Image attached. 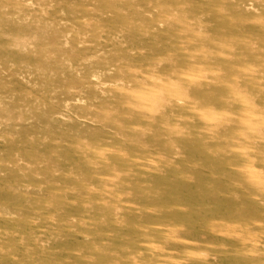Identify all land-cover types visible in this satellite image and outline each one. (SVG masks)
<instances>
[{"label": "rangeland", "instance_id": "374dc122", "mask_svg": "<svg viewBox=\"0 0 264 264\" xmlns=\"http://www.w3.org/2000/svg\"><path fill=\"white\" fill-rule=\"evenodd\" d=\"M262 49L264 0H0V264H264V152L170 102L253 98Z\"/></svg>", "mask_w": 264, "mask_h": 264}, {"label": "bare ground", "instance_id": "6f19581e", "mask_svg": "<svg viewBox=\"0 0 264 264\" xmlns=\"http://www.w3.org/2000/svg\"><path fill=\"white\" fill-rule=\"evenodd\" d=\"M190 18V17H189ZM196 21H197V18H196ZM199 21V20H198ZM187 22H188V20H187ZM186 22V23H187ZM200 22V21H199ZM188 23H190V21L188 22ZM193 23V22H192ZM198 23V22H197ZM181 24V23H180ZM179 24V25H180ZM199 24V23H198ZM201 24V23H200ZM190 25H191V23H190ZM197 25V24H196ZM192 26V25H191ZM198 26V25H197ZM195 27V26H194ZM193 27V28H194ZM180 28V27H179ZM180 29H182V28H180ZM184 29H186V28H184ZM184 29H182V30H184ZM188 29V28H187ZM191 30V29H190ZM227 30V29H226ZM179 31V30H178ZM192 31V30H191ZM190 31V32H191ZM202 31V30H201ZM194 32H196V31H194ZM193 31H192V34L194 33ZM197 33V32H196ZM199 33V32H198ZM199 35V34H198ZM196 36V35H195ZM196 38V37H195ZM195 38H193V39H195ZM187 39H189V38H187ZM201 39V38H200ZM230 39V38H229ZM239 40V39H238ZM245 40V39H244ZM260 40V39H259ZM218 42H219V40H218ZM231 42V41H230ZM239 42V41H238ZM237 42V43H238ZM242 42H243V39H242ZM249 42V41H248ZM186 43L188 44V42L186 41ZM184 44V43H183ZM191 44V43H190ZM196 44V43H195ZM202 44V43H201ZM204 44V43H203ZM243 44V43H242ZM249 44H250V42H249ZM255 44V43H254ZM263 44V43H262ZM261 44V45H262ZM216 45V44H215ZM241 45V44H240ZM245 45H246V43H245ZM260 44H259V46H261ZM198 46H200V45H198ZM248 46V45H247ZM249 47V46H248ZM254 47V46H253ZM208 48V47H207ZM225 48V47H224ZM229 48V47H228ZM228 48H226V50H228ZM251 48V47H250ZM260 49H261V47H259ZM188 49V48H187ZM187 49H186V53H187ZM219 49H221V48H219ZM205 50V49H204ZM209 50V49H208ZM252 50H254L255 51V48L254 49H252ZM252 50H250V51H252ZM262 50H264V49H262ZM196 51V50H195ZM210 51V50H209ZM215 51V50H214ZM214 51H212V52H214ZM217 51H218V49H217ZM225 51V50H224ZM224 51H222V54H223V52ZM249 51V50H248ZM200 52H203L202 51V48H200ZM205 52V51H204ZM203 52V53H204ZM240 52V51H239ZM257 52V51H256ZM258 52H261V51H258ZM189 53V52H188ZM196 53V52H195ZM234 53V52H233ZM241 53H243V52H241ZM245 53H246V51H245ZM251 53V52H250ZM255 53V52H254ZM264 53V52H263ZM197 54V53H196ZM199 54V53H198ZM202 54V53H201ZM221 54V53H220ZM221 54V55H222ZM238 54V53H237ZM256 54V53H255ZM261 54V53H260ZM259 54V55H260ZM193 55V54H192ZM191 55V56H192ZM195 55V54H194ZM207 55H209V53H207ZM213 55V54H212ZM219 55V54H218ZM240 55V54H239ZM250 55V54H249ZM254 55V54H253ZM262 55V54H261ZM213 56H215V55H213ZM255 56V55H254ZM253 56V57H254ZM195 57V56H194ZM219 57V56H218ZM230 57V56H229ZM244 57V56H243ZM245 57H246V55H245ZM256 57H257V55H256ZM199 58V57H198ZM204 58H206V57H204ZM208 58V57H207ZM206 58V59H207ZM211 58V57H210ZM213 58V57H212ZM224 58V57H223ZM201 59V58H200ZM209 59V58H208ZM214 59V58H213ZM225 59V58H224ZM262 59V58H261ZM189 60V59H188ZM191 60V59H190ZM240 60V59H239ZM245 60V59H244ZM197 61H198V59H197ZM196 61V62H197ZM208 61V60H207ZM241 61V60H240ZM246 61V60H245ZM259 61V60H258ZM189 62V61H188ZM209 62V61H208ZM217 62V61H216ZM261 62V61H260ZM260 62H258V63H260ZM205 63H207V62H205ZM210 63V62H209ZM183 64V63H182ZM190 64V63H189ZM198 64V63H197ZM214 64H215V62H214ZM224 64V63H223ZM242 64V63H241ZM191 65V64H190ZM213 65V64H212ZM233 65V64H232ZM236 65V64H235ZM246 65H247V63H246ZM166 66V65H165ZM193 66V65H192ZM191 66V67H192ZM228 66V65H227ZM234 66V65H233ZM242 65H238L237 67H241ZM184 67V66H183ZM191 67H190V69H191ZM202 67V66H201ZM200 67V68H201ZM210 67V66H209ZM236 67V68H237ZM249 68H250V66H248ZM264 67V66H263ZM204 68V67H203ZM220 68V66L218 67V68H216L217 70ZM228 68V67H227ZM252 68V67H251ZM258 68V67H257ZM256 68V69H257ZM188 69V68H187ZM213 69H214V67H213ZM231 68H229L228 70H230ZM189 70V69H188ZM195 70V69H194ZM238 70V69H237ZM239 70H240V68H239ZM243 70V69H242ZM249 70V69H248ZM251 70V69H250ZM190 71H192V70H190ZM231 71V70H230ZM193 72V71H192ZM195 72V71H194ZM201 72V71H200ZM217 72V71H216ZM225 72V71H224ZM232 72V71H231ZM247 72V71H246ZM257 73H258V71H256ZM197 73V72H196ZM199 73V72H198ZM214 73V72H213ZM213 73H211V74H213ZM219 73H221V72H219ZM223 73V72H222ZM252 73H253V71H252ZM260 73V72H259ZM206 74V73H205ZM204 74V75H205ZM209 74V73H208ZM232 74V73H231ZM247 74V73H246ZM251 74V73H250ZM194 75V74H193ZM198 75V74H197ZM201 75L202 74H200V75H198V76H200L201 77ZM203 75V76H204ZM214 75V74H213ZM216 75V74H215ZM235 75V74H234ZM234 75H233V77H234ZM236 75H238V74H236ZM242 75V74H241ZM260 75V74H259ZM218 76V75H217ZM180 77V76H179ZM178 77V78H179ZM190 77V76H189ZM247 77H248V75H247ZM251 77V76H250ZM198 78V77H197ZM208 78V77H207ZM207 78H202V80H200V79H196L195 80V85H196V87H198L199 89H202L203 87L202 86H204L203 85V83H208L209 82V79H207ZM244 78V77H243ZM252 78H254L253 77V75H252ZM193 79V78H192ZM191 79V80H192ZM239 79H241V78H239ZM245 79V78H244ZM221 80V79H220ZM236 80H238L237 79V77H236ZM217 81V80H216ZM189 82V81H188ZM211 82V81H210ZM209 82V83H210ZM213 82V81H212ZM223 82H224V80H223ZM237 82V81H236ZM247 82V81H246ZM190 83V82H189ZM225 83V82H224ZM227 83V82H226ZM248 83V82H247ZM259 83V82H258ZM192 84V83H191ZM219 84V83H218ZM233 84V83H232ZM251 84V83H250ZM249 84V85H250ZM211 85H214V84H211ZM240 84H238V86H239ZM168 86H171V84L170 85H168ZM208 86H209V84H208ZM252 86V85H251ZM189 87H191V86H189ZM223 87H224V85H223ZM226 87V86H225ZM233 87V86H232ZM175 87H171L167 92H169V93H171V91L174 89ZM205 88V87H204ZM212 88V87H211ZM222 88V87H221ZM220 88V89H221ZM234 88V87H233ZM256 88V87H255ZM255 88L253 89V90H255ZM153 89V88H152ZM185 89V88H184ZM207 89V88H206ZM251 89V88H250ZM198 90V89H197ZM233 90V89H232ZM237 90V89H236ZM239 90V89H238ZM237 90V91H238ZM252 90V91H253ZM182 91H183V89H182ZM185 91V90H184ZM183 91V92H184ZM200 91V90H199ZM205 91V90H204ZM235 91V90H234ZM242 91H243V89H242ZM241 91V92H242ZM256 93L254 94V95H252V96H254L253 98L252 97H250V98H248V97H246V99H241V98H239V96H234V95H232V94H229V93H225V95L224 94H222V93H216V95H213L212 96V94H207V96L205 97V100H208V102L210 101L211 102V99H213V101L215 100V101H218V102H220L222 105L224 104V106H228V107H230V108H227V107H225V110L226 111H223V112H218V111H216L215 109H214V106H215V104H214V106H209L206 102H204V103H206L207 104V106H206V104H202V103H200V102H195V100L194 99H196L195 97H194V95H193V100H194V102H193V100H191L192 102H190V101H188L187 99H185L184 98V96H181V95H176L174 92L175 91H173L172 93L174 94V99L172 100V99H170V102H171V105H173V107H175V108H178V107H180V106H184L183 108L184 109H186V110H188V112L190 113V115H191V118L194 120V122L193 123H196L197 124V126L199 127V128H202L205 132H206V134H205V132H204V134H203V136H207V135H213L214 137H218L219 138V136H221L222 134H223V136H224V134H225V136L227 137V138H230L228 141L230 142V143H228V144H226L225 145V147L226 148H228V149H246V151L247 152H251V153H258V154H261V153H263L264 152V85H258L257 86V88H256ZM186 92V91H185ZM189 92V91H188ZM224 92V91H223ZM165 93H166V91H165ZM164 92H163V90L162 91H160L159 89H158V92H155L154 94H152L151 95V102H150V107L149 108H145L144 107V109H146L147 110V112L145 113L147 116H148V118L149 117H154V115H156V114H158L157 112H159V109H157L158 107H161V108H163L165 105H161V104H163V103H168L167 101H169V100H166V94L168 95V93H166L165 94ZM191 93V92H190ZM195 93V92H194ZM210 93V92H209ZM240 93V92H239ZM243 93H244V91H243ZM247 93V92H246ZM245 93V94H246ZM188 94V93H187ZM229 94V95H228ZM236 94H237V92H236ZM172 95V94H171ZM190 95V94H189ZM173 96V95H172ZM251 96V95H250ZM136 97V96H135ZM134 97V98H135ZM141 97H143V96H141ZM168 97V96H167ZM204 97V96H203ZM245 97V96H244ZM137 98V97H136ZM168 98H170V97H168ZM189 98V97H188ZM202 98V96L200 97V99ZM140 99V98H139ZM198 99V98H197ZM143 100V99H142ZM145 100V99H144ZM152 101H154V103H152ZM148 102V101H147ZM209 102V103H210ZM151 103H152V105H151ZM216 103V102H215ZM128 104H130V103H128ZM137 104V103H136ZM136 104H135V106H136ZM147 104V103H146ZM157 105V104H159L158 105V107L156 108V107H154V105ZM212 104V103H211ZM218 104V103H217ZM252 104H255V105H257L258 106V108H256V106H255V109L254 108H251V105ZM147 105H149V104H147ZM170 105V104H169ZM132 106V105H131ZM134 106V107H135ZM141 106V105H140ZM133 107V106H132ZM133 107V108H134ZM138 107V106H137ZM142 107V106H141ZM147 107V106H146ZM187 107V108H186ZM143 108V107H142ZM224 108V107H223ZM234 108V109H233ZM165 109V108H164ZM171 109V108H170ZM230 109H233V111L231 110L230 111ZM145 110V111H146ZM163 111V113H164V111L165 110H162ZM219 111H220V109H219ZM167 112V111H166ZM171 112V111H170ZM181 112V111H180ZM160 113V112H159ZM162 113V112H161ZM173 113V112H172ZM127 114V113H126ZM129 114V113H128ZM127 114V115H128ZM137 114V113H136ZM188 114V113H187ZM167 115V114H166ZM168 115H169V113H168ZM173 115V114H172ZM184 115L185 114H183L182 116L184 117ZM160 116H162V115H160ZM174 116V115H173ZM189 116V115H188ZM135 117V116H134ZM144 117V116H143ZM181 117V116H180ZM183 117H181L180 118V120H179V123L177 124V123H175L176 124V127L178 126V130L179 131H177L178 133H180V135H182V136H184L188 131H187V127L184 125V123H183ZM122 118V117H121ZM151 118H150V120H151ZM154 119H156V118H154ZM165 119H166V116H165ZM171 119H172V117H171ZM174 119V118H173ZM163 120V119H162ZM127 121V120H126ZM153 121V120H152ZM164 121V120H163ZM173 121V120H172ZM176 121H177V119H176ZM176 121H173V122H176ZM142 122V121H141ZM159 122V121H158ZM188 122V121H187ZM192 122V121H191ZM130 123V122H129ZM128 123V124H129ZM133 123V122H132ZM150 123V122H149ZM189 123V122H188ZM152 124V123H151ZM191 124V123H190ZM120 125V124H119ZM142 125V124H141ZM146 125V124H145ZM153 125V124H152ZM116 126V125H115ZM114 126V127H115ZM149 126H151V125H149ZM163 126V125H162ZM164 126H167V125H164ZM120 127H121V125H120ZM124 127V126H123ZM186 127V128H185ZM194 127V126H193ZM116 128V127H115ZM162 128V127H161ZM195 128V127H194ZM145 129H146V127H145ZM176 129V128H175ZM190 129V128H189ZM147 130V129H146ZM161 130V129H160ZM164 130V129H163ZM140 131V130H139ZM144 131V130H143ZM198 131V130H197ZM140 133V132H139ZM163 133V132H162ZM191 133V132H190ZM203 133V132H202ZM142 134V133H141ZM150 134V133H149ZM192 134H193V130H192ZM199 134V133H198ZM145 135V134H144ZM188 135H190V134H188ZM200 135V134H199ZM186 136V135H185ZM196 136H198V135H196ZM201 136V135H200ZM140 137V136H139ZM145 137H146V135H145ZM221 138V137H220ZM118 139V138H117ZM201 139V138H200ZM160 140V139H159ZM167 140V139H166ZM193 140V139H192ZM216 140V139H215ZM222 140V139H221ZM217 141V140H216ZM223 141V140H222ZM158 142V141H157ZM156 142V143H157ZM168 142V141H167ZM196 142V141H195ZM122 143V142H121ZM140 143V142H139ZM155 143V144H156ZM174 143L175 142H173V146H174ZM198 143V142H197ZM224 143V142H223ZM154 144V143H153ZM172 144V143H171ZM189 145V144H188ZM119 146V145H118ZM120 147H121V144H120ZM136 147V146H135ZM141 147V146H140ZM186 147V146H185ZM224 147V146H223ZM126 148V147H125ZM188 149V148H187ZM183 151H185V150H183ZM190 151V150H189ZM110 157H112V156H110ZM114 157V156H113ZM108 158V157H107ZM116 158H117V156H116ZM120 159V158H119ZM124 159V158H123ZM132 159V158H131ZM134 160V159H133ZM158 165H160V163H158ZM157 165V166H158ZM102 168V167H101ZM140 168V167H139ZM142 168V167H141ZM158 168V167H157ZM128 169V168H127ZM105 171V170H104ZM104 171H102L103 173H104ZM122 172V171H121ZM125 172V171H124ZM145 172H147V171H145ZM123 173V172H122ZM121 173V174H122ZM127 173V172H126ZM144 173V172H143ZM107 174V173H106ZM120 174V173H119ZM140 174V173H139ZM99 175V174H98ZM103 175V174H102ZM126 175V174H125ZM141 175V174H140ZM145 175V174H144ZM146 175H147V173H146ZM101 177V176H100ZM138 177H140V176H138ZM146 177V176H145ZM99 178V177H98ZM118 178H119V176H118ZM124 178V177H123ZM130 178V177H129ZM141 178V177H140ZM108 179V178H107ZM116 179H117V177H116ZM139 179V178H138ZM147 179V178H146ZM145 179V180H146ZM98 180V179H97ZM100 180V179H99ZM113 180V179H112ZM103 181V180H102ZM104 182H105V180H104ZM106 183H108V182H106ZM113 183H115V182H113ZM126 183H127V180H126ZM125 183V184H126ZM130 183V182H129ZM103 184V183H102ZM101 184V185H102ZM110 184H111V180H110ZM120 185V184H119ZM121 186V185H120ZM144 186V185H143ZM107 187V186H106ZM110 187V186H109ZM115 187H118V186H116L115 185ZM122 187V186H121ZM95 188V187H94ZM113 188V187H112ZM89 189V188H88ZM102 189V188H101ZM104 189V188H103ZM121 189V188H120ZM87 190V189H86ZM90 190V189H89ZM98 190V189H97ZM105 190V189H104ZM110 190V189H109ZM114 190V189H113ZM124 190V189H123ZM136 190V189H135ZM102 191V190H101ZM99 192V191H98ZM110 192V191H109ZM112 192V191H111ZM110 192V193H111ZM114 192V191H113ZM148 192V191H147ZM146 192V193H147ZM185 193V192H184ZM102 194H104V193H102ZM107 194V193H106ZM112 194V193H111ZM132 194V193H131ZM137 194V193H136ZM142 194V193H141ZM115 195V194H114ZM100 196H101V194H100ZM105 196V195H104ZM132 196V195H131ZM99 197V196H98ZM97 197V198H98ZM106 197V196H105ZM114 197V196H113ZM137 197V196H136ZM112 199V198H111ZM173 199V198H172ZM103 200V199H102ZM104 200H105V198H104ZM113 201V200H112ZM100 202V201H99ZM105 202V201H104ZM116 203V202H115ZM101 204V203H100ZM119 204V203H118ZM113 214V213H112ZM119 215V214H118ZM93 216V215H92ZM91 216V217H92ZM96 216V215H95ZM103 216L104 215H102L101 217L103 218ZM122 217V216H121ZM97 218V217H96ZM94 220H96V219H94ZM101 220H103V219H101ZM92 221V220H91ZM141 223V222H140ZM98 224V223H97ZM108 224H113V223H109L108 222ZM114 224H116V223H114ZM145 225H148V224H145ZM92 226V225H91ZM107 226V225H106ZM132 226V225H131ZM96 228H98V227H96ZM131 228V227H130ZM194 228V227H193ZM100 229H101V227H100ZM100 229H98V230H100ZM128 229V228H127ZM112 230V229H111ZM143 230V229H142ZM191 230V229H190ZM193 230V229H192ZM104 231V230H103ZM93 232V231H92ZM145 232V231H144ZM104 233V232H103ZM114 233V232H113ZM100 234H102V233H100ZM186 234H188V233H186ZM103 237H104V235H103ZM110 237V236H109ZM98 238V237H97ZM118 238V237H117ZM114 239V238H113ZM93 240V239H92ZM112 240V239H111ZM143 240V239H142ZM94 241V240H93ZM97 241V240H96ZM99 241V240H98ZM101 241V240H100ZM122 241V240H121ZM95 242V241H94ZM107 242V241H106ZM109 243V242H108ZM97 244V243H96ZM98 245V244H97ZM116 245V244H115ZM102 246V245H101ZM100 246V247H101ZM107 248V247H106ZM111 248H112V246H111ZM118 248V247H117ZM143 248V247H142ZM104 249V248H103ZM140 252H142V251H140ZM75 254V253H74ZM108 255V254H107ZM142 256V255H141ZM140 257V256H139ZM78 258V257H77ZM103 261V260H102ZM101 262V261H100ZM107 262V261H106Z\"/></svg>", "mask_w": 264, "mask_h": 264}]
</instances>
